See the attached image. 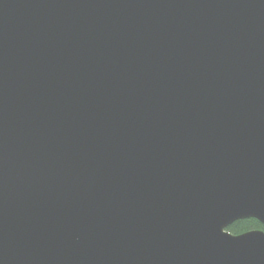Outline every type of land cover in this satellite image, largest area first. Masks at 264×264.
<instances>
[{"label":"water","instance_id":"1","mask_svg":"<svg viewBox=\"0 0 264 264\" xmlns=\"http://www.w3.org/2000/svg\"><path fill=\"white\" fill-rule=\"evenodd\" d=\"M264 0H0V264H264Z\"/></svg>","mask_w":264,"mask_h":264},{"label":"trees","instance_id":"2","mask_svg":"<svg viewBox=\"0 0 264 264\" xmlns=\"http://www.w3.org/2000/svg\"><path fill=\"white\" fill-rule=\"evenodd\" d=\"M251 229H264V224L257 218L249 217L238 219L228 226V230L234 234H239Z\"/></svg>","mask_w":264,"mask_h":264}]
</instances>
